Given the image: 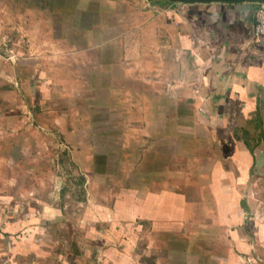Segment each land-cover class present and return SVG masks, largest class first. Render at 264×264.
<instances>
[{
  "label": "crops",
  "instance_id": "obj_1",
  "mask_svg": "<svg viewBox=\"0 0 264 264\" xmlns=\"http://www.w3.org/2000/svg\"><path fill=\"white\" fill-rule=\"evenodd\" d=\"M255 8L0 0L13 37L11 58L0 55V264H264V36L252 35ZM53 132L74 134L76 149L106 150L98 153L108 165L132 166L124 181L134 183L108 219L82 227L90 248L54 249L20 202L29 195L20 167L35 160L31 149L51 147ZM120 233L139 245L135 253L114 248Z\"/></svg>",
  "mask_w": 264,
  "mask_h": 264
},
{
  "label": "rangeland",
  "instance_id": "obj_2",
  "mask_svg": "<svg viewBox=\"0 0 264 264\" xmlns=\"http://www.w3.org/2000/svg\"><path fill=\"white\" fill-rule=\"evenodd\" d=\"M5 7L13 10L18 6ZM11 23L0 22V30L9 32L6 37L0 36V55L4 58H11L13 55L6 50L13 39L10 35ZM20 40V44L25 45L26 37ZM43 123L37 122V125ZM43 139V134H37V141ZM48 140L47 142L46 138V143L51 147L31 149L30 158L34 156L35 160L28 166L20 167L19 189L22 193L29 192V195L25 193L19 197L20 202L30 207L27 215L36 222L39 230L35 235L50 240L54 249L73 252L79 247L90 248L91 231L82 227L90 224L98 226L108 219L107 209L119 198L117 194L122 196L125 185L134 183L124 181V170L130 174L132 166L127 165L125 168L123 165H108V157L99 154L105 153L106 150L102 148L92 150L71 147L70 143L75 140L74 134L67 137L53 132ZM109 159L113 162L114 158ZM99 161L102 163L99 164ZM122 234L113 237L116 241L114 248L119 251L127 248L135 253L139 245L136 243L129 247L123 241ZM132 235L138 238L139 232L133 231ZM102 249L104 248L100 246V253ZM97 253L95 251L94 254Z\"/></svg>",
  "mask_w": 264,
  "mask_h": 264
},
{
  "label": "built area",
  "instance_id": "obj_3",
  "mask_svg": "<svg viewBox=\"0 0 264 264\" xmlns=\"http://www.w3.org/2000/svg\"><path fill=\"white\" fill-rule=\"evenodd\" d=\"M255 12L251 24V31L254 38L264 36V0L255 2Z\"/></svg>",
  "mask_w": 264,
  "mask_h": 264
},
{
  "label": "water",
  "instance_id": "obj_4",
  "mask_svg": "<svg viewBox=\"0 0 264 264\" xmlns=\"http://www.w3.org/2000/svg\"><path fill=\"white\" fill-rule=\"evenodd\" d=\"M252 1H254V2H258V1H263V0H252Z\"/></svg>",
  "mask_w": 264,
  "mask_h": 264
}]
</instances>
